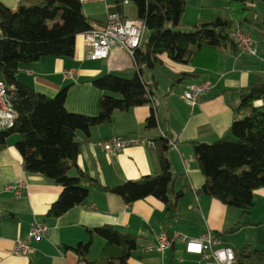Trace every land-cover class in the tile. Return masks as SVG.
<instances>
[{
  "label": "crops",
  "instance_id": "crops-1",
  "mask_svg": "<svg viewBox=\"0 0 264 264\" xmlns=\"http://www.w3.org/2000/svg\"><path fill=\"white\" fill-rule=\"evenodd\" d=\"M27 2L0 0L11 11ZM108 4V0L105 4H98L102 5L101 11L105 16ZM128 5H131L130 2L123 8ZM219 10L215 2L208 1L203 7L202 0H190L181 20L182 23L185 19L186 25L181 27L215 18L221 15ZM122 16L133 19L136 12L134 17H128L123 9ZM259 19L262 23L259 30L252 29L247 23L242 28L255 37L256 58L239 57L237 50H214L210 47L203 48L191 65L175 63L163 55V67L145 70L142 74L147 85L157 84L149 105L134 107L127 112L115 111L109 123L91 128L89 136L77 133L81 143L77 168L71 169L68 175L77 178L79 171L83 172L103 187H116L153 175L159 166L155 150L127 147L118 154L107 155L96 146L97 142L113 136L152 140L160 134L165 135L171 143L167 156L174 176L170 195L173 206L169 210L154 197L126 204L115 194L90 188L87 199L81 205L57 218L47 216L62 187L40 174L25 172L22 158L15 148L20 137L10 136L5 148L0 150V216L7 215L0 219V264H80L81 257L73 249L87 243L90 247L85 260L94 262L101 256L105 240L90 235V231L105 226L136 238V249L131 253L128 264H192L194 261L204 264L200 256L186 253L180 243H174L163 254L145 253L161 233L169 237L196 239L209 231L219 237L222 247L234 252L245 246L264 251V188L254 191L249 214L241 216L237 209L198 192L205 178L192 154V143L210 144L227 134L233 122L232 109L239 104L240 91L257 78H264V52L260 53L257 39H264V17L259 16ZM93 20L102 22L97 23V28H102L106 17L104 20ZM87 51L82 36L78 35L72 58L44 57L34 63L21 64L17 80L47 98L67 88L66 111L97 116L103 92L93 82L106 74L130 79L137 72V67L133 57L121 48L113 47L106 59L96 61L85 59ZM66 69L77 71L75 82H63L61 75ZM181 73H196L198 79L172 83L171 78ZM205 81L212 83L211 91L196 106L190 107L182 100V92L190 83ZM151 108L158 121L157 130L144 127ZM10 185H22L19 195L6 189ZM180 191L182 194L175 198L174 194ZM240 222L243 225L227 235ZM34 223L47 226L48 235L30 242L33 249L31 255H13L15 241L26 238ZM107 251L112 253L113 250Z\"/></svg>",
  "mask_w": 264,
  "mask_h": 264
},
{
  "label": "trees",
  "instance_id": "trees-1",
  "mask_svg": "<svg viewBox=\"0 0 264 264\" xmlns=\"http://www.w3.org/2000/svg\"><path fill=\"white\" fill-rule=\"evenodd\" d=\"M27 1L15 11L0 3V80L14 87L12 104L18 113L15 125L0 132V150L5 148L10 136L19 135L15 148L22 158L24 171L40 174L62 187L47 216L57 218L81 205L90 188L115 194L126 204L154 197L169 210L173 206L170 195L174 176L167 156L171 145L165 135L152 139V150L156 152L159 166L155 174L116 187H103L83 172L79 171L77 178L68 175L71 169L77 168L81 145L77 133L89 136L91 128L109 123L115 111L127 112L134 107L149 105L157 84L147 85L142 74L145 70L163 67L161 56L165 55L178 64L191 65L205 47L236 51L230 36L234 25L243 28L247 23L252 29L259 30L262 23H259L254 8L264 0H229L227 16L200 21L191 25L187 32L180 28L190 0H127L133 5L136 18L144 22L149 35L134 51L137 72L132 78L106 74L93 82L103 92L99 113L93 117L66 111L67 88L47 98L19 82L17 72L21 64L34 63L44 57L72 58L76 36L97 28L102 22L86 17L78 0ZM123 1L108 0V12L122 16ZM51 23L55 26L51 27ZM173 78L172 83L181 84L198 79V75L181 73ZM256 101H262V104L256 107ZM232 112L233 122L227 134L210 144L192 143V154L205 178L198 192L246 216L253 206L254 191L264 188V78H257L240 91L239 104ZM144 127L147 130L158 129L153 108ZM181 194L182 191L177 192L175 198ZM5 216H0V219ZM241 225L240 222L229 231H235ZM90 235L105 240V248L97 260L88 262L85 256L90 243L76 246L73 250L83 264H128L131 253L136 249L134 236L120 234L110 226L95 228ZM234 254L237 264H264V251L250 246Z\"/></svg>",
  "mask_w": 264,
  "mask_h": 264
},
{
  "label": "built area",
  "instance_id": "built-area-1",
  "mask_svg": "<svg viewBox=\"0 0 264 264\" xmlns=\"http://www.w3.org/2000/svg\"><path fill=\"white\" fill-rule=\"evenodd\" d=\"M106 1L78 0L81 6L105 4ZM127 4L129 2L124 0L122 5ZM144 31L145 26L142 20L125 18L118 13H109L107 10L106 21L102 28L91 29L81 34L83 43L88 48L85 59L88 61L106 59L113 47L121 48L133 57L134 51L142 44ZM230 36L239 57L256 58L258 56L256 41L238 24L234 25ZM77 77L78 73L74 69H66L61 75L63 82H75ZM212 87V83L208 81L190 83L182 92V100L190 107H194L211 91ZM13 90V86H7L0 80V132L11 129L18 118V113L12 104L11 92ZM259 105H261V101L254 103L256 107ZM96 146L107 155H115L127 147L153 149L154 142L149 139L113 136L97 142ZM21 187L22 185H10L6 189L19 195ZM48 231V227L43 224H32L28 236L15 241L12 254L15 256L31 255L33 249L30 242L47 236ZM174 243L182 244L186 253L200 256L205 261L204 264H237L234 251L228 247H222L219 237L209 231L204 232L196 239L183 236L169 237L165 233H161L157 236L156 243L146 248L145 253L163 254Z\"/></svg>",
  "mask_w": 264,
  "mask_h": 264
},
{
  "label": "rangeland",
  "instance_id": "rangeland-1",
  "mask_svg": "<svg viewBox=\"0 0 264 264\" xmlns=\"http://www.w3.org/2000/svg\"><path fill=\"white\" fill-rule=\"evenodd\" d=\"M208 1L215 2L216 5L219 6V8H220L219 12L221 15H228L229 0H202L203 7H205L207 5ZM101 6L102 5L84 6V7H82V13L85 16L92 18V19L104 20L106 16H105V13L101 11ZM123 9H124V12L126 13V15L128 17H134L135 9H134L133 5L124 6ZM254 9H255L256 15H258L260 17H264V3L256 4ZM205 11L206 10H203V12H205ZM249 17H253V16L249 14ZM182 24L186 25L185 19L182 22ZM50 26L54 27L55 24L51 23ZM189 29H190L189 26H184V25H183V27L180 28V30L186 31V32L189 31ZM142 38L144 41L147 40L148 32L146 30L144 31ZM254 39H255V37H254ZM257 39H258L259 51H260V53L261 52L263 53L264 52V39L263 38H257ZM230 234H231V232L227 233V235H230ZM192 264H196V262L194 261Z\"/></svg>",
  "mask_w": 264,
  "mask_h": 264
}]
</instances>
